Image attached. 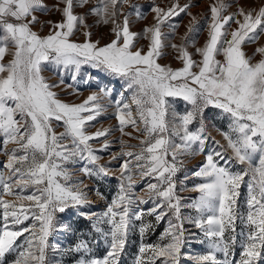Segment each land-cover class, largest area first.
I'll use <instances>...</instances> for the list:
<instances>
[{
    "label": "snow or ice",
    "instance_id": "obj_1",
    "mask_svg": "<svg viewBox=\"0 0 264 264\" xmlns=\"http://www.w3.org/2000/svg\"><path fill=\"white\" fill-rule=\"evenodd\" d=\"M122 2L128 4L129 0ZM119 3L121 0H96L88 9L98 17L97 23L112 25L114 38L100 46L99 41L91 40L89 31L84 32L83 42L70 39L77 24L88 27L85 17L74 14L73 10L75 6L89 4V0H58L51 9L44 0H0V137L7 156L4 164L7 172H0V264H4L5 256L10 253H17L12 264H45L46 241L54 213L67 207H82L88 202L83 188L70 182L64 162L79 157L85 162L81 169L85 175L109 174L104 165L97 163L99 157L89 141L107 137L112 129H98L91 134L85 131L86 123L102 111L97 94L89 95L80 104L61 101L52 90L57 85L48 83L41 74L44 62L71 66L77 71L82 65H90L126 78L129 88L136 87L131 101L136 106L135 116L131 105L122 100L116 101L114 115L121 136L137 139L139 144L129 145L121 139L122 150L112 159H131L120 166L118 194L100 217H94L96 223L106 222L110 226V231L105 233L110 238L108 251L103 259L81 260L79 264H118L127 241L132 205L137 200L145 202L143 197L134 199L133 160L141 178L156 180L147 185V195L154 203L148 214L155 215L158 222L171 214L159 241L140 245L135 264H180L186 220L200 228L209 240V251L195 257L197 264H258L264 256V46L256 48L261 59L253 63L241 45L254 42L264 34V5L247 11L238 7L236 12L224 15L229 4L226 0H215L209 6L207 40L195 50L201 59L194 60L187 50L186 32L181 44H171L183 64L173 69L157 60L164 54L165 39L175 32L177 25H170L167 34L162 31V25L188 12L191 3L180 5L179 0H174L166 9L153 7L155 23L143 29V36L149 41L146 52L142 48L132 50L141 33L130 30L127 16L122 23L118 22ZM38 11H56L62 17L58 22H46L50 31L45 36L32 28L37 23L44 26L35 14ZM188 15L191 17L188 32H191L196 17L190 12ZM232 23L237 27L229 32ZM228 36L230 39H226ZM220 54L223 61L216 59ZM7 55L11 59L5 61ZM110 92L100 89L104 96ZM168 98H182L192 106L183 115L173 112L175 123L168 119ZM209 106L229 117L228 131L221 135L231 155H227V149L219 141H214L221 151H210L193 173L206 181L195 185L194 190L200 195L187 205L199 215L182 217L181 198L176 195L174 180L179 170L178 158L186 153L195 154L194 145L203 151L208 138L204 134V110ZM85 112L89 114L82 115ZM198 116L200 127L190 131L189 125ZM53 120L63 122V133L54 131ZM128 127L138 135L133 137L132 132L126 131ZM172 136H179L180 143H175ZM66 138H70L72 147L61 143ZM9 144L15 147L9 149ZM107 147L105 140L102 148ZM136 147L139 151L125 150ZM169 154L171 162L167 159ZM89 164L95 168L88 167ZM234 164L242 166L241 170L231 171ZM246 177L249 179L245 215L239 213L237 202ZM26 190L30 194L24 195ZM142 215L135 213L137 219ZM29 219L33 223L24 227ZM238 219L246 231L241 233L244 239L240 259L233 261L229 253L236 243ZM150 227L142 224L140 233ZM226 232L232 233L228 240ZM20 237H24L23 243L18 241ZM78 248L87 249V245L81 242ZM217 252L224 253V260L217 259Z\"/></svg>",
    "mask_w": 264,
    "mask_h": 264
},
{
    "label": "rangeland",
    "instance_id": "obj_2",
    "mask_svg": "<svg viewBox=\"0 0 264 264\" xmlns=\"http://www.w3.org/2000/svg\"><path fill=\"white\" fill-rule=\"evenodd\" d=\"M48 8L51 9L58 0H44ZM174 0H129L128 4L121 3L117 6L118 22L122 23L124 16L128 17L130 30L133 32L141 33V35L135 41V47L132 49L142 48L144 52L148 49L149 41L143 36V29L145 26L155 23V13L152 11L153 7L167 8L171 6ZM191 3V7L188 12L192 16L196 17V23L193 26V31L188 32L189 22L191 17L188 12L181 13L178 16L172 17L164 25H162V31L164 33H170V25H177L175 32L169 35L164 43L163 55L158 58L157 62L161 65L171 66L173 69L183 66L182 61L177 59L178 52L171 47V44L177 45L182 43L181 38L186 37V46L189 53L192 54V58L196 61L201 59L200 55L196 53L197 47H202L207 40L208 24L210 23L211 13L209 6L215 2V0H179V4ZM229 7L223 13L228 15L229 13L236 12L238 7H243L246 11L249 9L258 10V8L264 5V0H226ZM96 4V0H89V4L84 7L75 6L74 14L83 15L85 17V23L88 25L84 28L82 25L77 24L73 35L70 37L72 41L83 42L85 40L84 32L89 31L91 33V40L93 42L99 41L100 46L110 42L114 36L111 31V24L97 23L98 17L94 16L88 11V9ZM137 13L140 17H137ZM40 22L44 23L41 27V23L32 25L34 31H38L41 36H45L50 31V26L47 25V21L51 20L58 22L62 19L61 14L56 11L36 12ZM235 23L231 24V29L236 28ZM230 39V36L226 37ZM264 46V34H261L259 39L254 42H246L241 45L242 51L246 56L252 58V62L255 63L261 59L259 53H256V48ZM11 59V55L5 57V61ZM216 59L223 61L222 54L217 55ZM198 71V69H193ZM46 81L50 84L57 85L53 91L57 93V98L61 101L69 104H80L91 94H97L99 103L102 106L100 115L93 121L87 122L85 125V131L88 134L96 132L98 129L111 128L112 131L107 137L95 138L89 141V144L96 150L95 154L99 157L98 164L104 165L109 174L98 176H87L81 169L85 166V162L80 160L79 157H75L69 161L63 163V167L69 172L72 184H78L83 188L86 193L87 203L82 207H67L63 212L56 211L54 213V223L52 230L50 231L45 248V264H79L81 260L91 259H103L107 254L110 238L105 237V233L110 231V226L106 222L96 223L94 217H100L106 210L112 199L118 194L120 186V166L129 157H120L113 160V155L120 153L122 150L121 139L127 141L129 145H137L139 141L129 136H121L118 128L116 127L117 121L115 119L116 101L122 100L124 103L131 105L133 115L136 114V106L131 103L133 94L136 92V87H128L129 81L126 78L116 76L110 72H106L102 69H95L90 65H82L79 71L74 67L65 68L63 66H57L51 62H44L43 70L41 73ZM75 76V79H73ZM63 81V83H61ZM111 90L110 95L104 96L100 93V89ZM170 104L169 121L175 123L172 120V113H178L183 115L189 109L191 105L184 101L182 98H168ZM85 112L82 115H88ZM204 123H205V135L208 137L203 146V151L200 150L199 145H194L195 154H184L178 159L180 161L179 170L174 176L176 182V195L181 198V216L196 217L199 214L194 208L187 207L193 200H196L200 193L195 189V185L206 182L202 177H195L193 173L199 169V167L205 162V158L210 151H221V148L217 146L214 141H219L220 145L227 149V142L221 135L222 132L228 131L229 117L222 114V110L213 106H209L204 110ZM52 127L54 131L59 134L65 131V126L62 121H52ZM200 127L199 116L196 120L189 125L190 131H196ZM127 132H132L133 137L138 135L133 131L131 127L126 128ZM142 135V134H140ZM108 142L107 148H102L105 143ZM172 140L175 143H180L179 136H172ZM63 144L70 143V138H66L61 141ZM9 149L15 147L13 144L7 146ZM125 150L139 151V148H126ZM227 155H231V150L227 149ZM171 162V154L167 157ZM7 161V156L3 151L2 137H0V172H7L4 168V164ZM222 163V162H221ZM88 167L95 168L94 165L89 164ZM131 176L134 181L133 193L135 197H143L144 203H140L137 200L133 205V214L130 217V228L127 235V241L125 248L121 253L118 264H135L136 257L139 255V247L142 243L154 244L159 241L161 233L164 232L168 226L169 216H165L159 222L156 220L155 215H149L148 211L154 207L153 199H150L147 195L148 183H156V180L151 177L141 178L140 173L135 167V161H132ZM242 166L232 165L230 170L240 171ZM61 183H65L62 178H57ZM241 183L239 188V197L237 202L238 211L241 214L247 212L246 199L248 194L247 180ZM30 194V190H26L24 195ZM5 199L12 200L14 197L5 196ZM142 212L143 215L140 219H137L135 213ZM83 213L84 215H82ZM0 217H2V210H0ZM206 219V216H205ZM175 223L176 221L173 220ZM2 223V220H0ZM33 221L29 219L24 222V227L31 225ZM150 225L151 227L143 234L140 233L141 225ZM95 225V226H94ZM97 228L100 229L97 231ZM184 244L180 254V264H197L195 257L199 255L207 254L209 251V240L204 235V232L197 228L195 224L184 222ZM245 225L238 219L236 221V243L232 246L229 258L233 261L240 259V253L242 251L241 243L244 239L241 236L242 232H245ZM232 233L226 232L225 239H230ZM24 237L18 238L20 243H23ZM84 242L87 245V249L78 248V245ZM17 253L7 254L4 258V264H12ZM218 260H224V253H215ZM258 264H264V256L258 261Z\"/></svg>",
    "mask_w": 264,
    "mask_h": 264
}]
</instances>
